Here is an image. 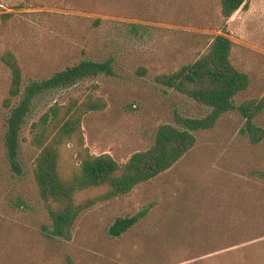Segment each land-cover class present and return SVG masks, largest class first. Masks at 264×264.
<instances>
[{"label":"rangeland","instance_id":"1","mask_svg":"<svg viewBox=\"0 0 264 264\" xmlns=\"http://www.w3.org/2000/svg\"><path fill=\"white\" fill-rule=\"evenodd\" d=\"M220 23L219 0H0V49L16 55L26 84L84 59L115 60L112 76L32 100L19 134V175L5 160L8 113L1 101L9 73L0 64V264H264V180L257 175L264 171V139L252 143L241 133L244 120L235 111L210 121L208 108L154 80L195 60L224 34L234 43V65L250 76L235 105L264 99V0H248L224 33ZM88 93L106 107L84 117V145L119 164L149 148L161 124L181 128L187 119L208 126L193 131L195 146L171 169L83 211L66 242L48 237L29 126L52 104ZM254 125L264 128V109ZM61 154L71 171L73 151L63 147ZM141 213L120 237L109 235L116 218Z\"/></svg>","mask_w":264,"mask_h":264},{"label":"trees","instance_id":"2","mask_svg":"<svg viewBox=\"0 0 264 264\" xmlns=\"http://www.w3.org/2000/svg\"><path fill=\"white\" fill-rule=\"evenodd\" d=\"M248 0H219L220 30ZM99 25V20L92 23ZM234 43L224 34L215 35L206 51L171 73L155 75L162 87L183 95L210 110L211 121L226 112L235 111L243 120L241 133L252 143L264 139V128L254 119L264 109V99L245 100L235 105V98L250 85V76L233 62ZM115 60L84 59L40 81L24 82L23 70L16 55L0 49V64L9 73V83L1 106L7 111L2 138L5 160L12 175L21 173L18 159L19 134L31 112L32 100L49 90L71 87L83 79L98 75H114ZM144 74L145 69H140ZM105 102L88 93L69 97L65 103L49 106L29 126L28 143L36 151L32 176L42 206L49 218L48 237L66 242L72 239L73 226L80 214L100 203L125 196L138 185L155 179L171 169L196 143L193 131L206 128V121L182 120L181 128L161 124L153 143L144 151L133 153L128 160L117 163L109 154L94 155L84 145L82 122L91 112L104 110ZM73 151L75 164L66 172L61 149ZM258 177L264 180V171ZM141 215L116 218L108 233L117 238L134 226ZM68 264L70 260H68Z\"/></svg>","mask_w":264,"mask_h":264}]
</instances>
